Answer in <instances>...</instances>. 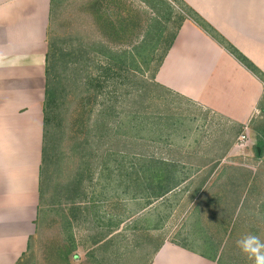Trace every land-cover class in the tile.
Instances as JSON below:
<instances>
[{
  "label": "rangeland",
  "instance_id": "374dc122",
  "mask_svg": "<svg viewBox=\"0 0 264 264\" xmlns=\"http://www.w3.org/2000/svg\"><path fill=\"white\" fill-rule=\"evenodd\" d=\"M146 1L153 2L154 7ZM146 1L57 0L55 3L49 28L52 62L45 113L50 120L45 135L42 191L45 193L47 189L51 147L55 160L51 170L56 178L69 182L81 175L91 187L97 179H110L102 167L117 162L121 181L129 177L135 184L137 197L171 184L169 180H154L159 183L157 186L153 182L152 188L147 186V176L152 170H167L168 164H178L179 179L192 176L183 186H178L179 193L185 196L183 216L179 219L178 214L176 219L178 225L184 230L190 226L192 203L199 195L205 214L203 220L193 224L198 234L193 240L205 238L202 230L207 228L217 236L223 235L225 229L231 230L230 251L227 248L221 252V264L225 263V256L233 264H253L241 252L237 241L246 234L264 241V111L248 126H238L156 85L152 76L186 11L177 0ZM136 52L144 59L127 56L137 55ZM124 53L126 65L122 66L117 59ZM109 64L114 66L110 68ZM242 133L247 138L240 146L238 137ZM257 147L259 154L255 152ZM166 148L186 149V154L168 155ZM209 150L215 155H203ZM246 151L250 152L248 156L243 155ZM197 153L202 154L196 156ZM228 164L245 168L227 170ZM212 166L215 170L209 175ZM229 171L235 175H228ZM224 181L234 184L235 191L239 183L249 184L240 189L244 192L246 188L245 200L249 202L231 222L215 219V209L219 206L216 201H223L227 208L235 206L234 200H230L231 204L225 195L231 190L211 188L214 183L224 185ZM208 189L213 192H205ZM43 207L37 233L20 264H94L93 260L100 264L128 261L139 264L147 259L142 242L155 239L142 233L134 237L125 233L118 245L113 244L104 252L95 248L86 255L83 251L90 246V239L86 245L88 237L77 234L71 248L61 220L43 221ZM185 237L188 239L177 238L198 246L189 242L191 236Z\"/></svg>",
  "mask_w": 264,
  "mask_h": 264
},
{
  "label": "crops",
  "instance_id": "0c3cea01",
  "mask_svg": "<svg viewBox=\"0 0 264 264\" xmlns=\"http://www.w3.org/2000/svg\"><path fill=\"white\" fill-rule=\"evenodd\" d=\"M177 1L183 8L189 7L197 13L264 74V0ZM56 2L0 0V264H20L25 258L30 241L37 233L43 206V221L61 220L71 248L75 246L77 234L88 237L86 245L90 239V246L83 251L86 255L95 248L104 252L111 245H118L120 236L125 233L130 237L142 233L146 237L155 236V239L142 242L147 259L139 264H221V252L229 246L231 230L225 229L223 235L217 236L207 228L202 230L205 238L193 240L198 236L193 224L197 225L205 214L200 206L202 197L196 195V202L192 203L193 213L190 212V226L186 230L176 221L178 214L179 219L183 216L185 200L178 186L192 177L186 175L180 181L178 164L167 163L168 168L176 172L178 182L137 197L135 184L129 177L121 181L115 161L102 167L110 179H97L91 187L81 175L69 182L56 178L51 170L55 162L51 147L47 160V189L45 193L42 191L48 125L46 68L51 50L49 28ZM163 55L153 78L160 88L226 123L248 126L262 114L263 81L187 15L176 28ZM255 110H261L260 115L255 116ZM174 150L166 148L172 156V152L176 155L186 152V149ZM211 153L215 155L212 150L203 155L209 157ZM199 154L202 153L196 156ZM226 167L227 170L245 168L231 164ZM212 170L214 166L209 175ZM230 174L235 175L233 171H229ZM152 182L155 186L159 184L147 180V186L152 188ZM245 183H239L236 191L234 184L225 181L224 185H212L211 188L231 190L225 195L228 201L234 200L235 205L227 208L223 201L215 200L219 205L215 209V219L231 222L237 217L239 210L249 202L245 200L249 184ZM244 186L242 192L240 189ZM207 191L212 193L213 189ZM180 236L184 239L191 236L189 242L198 246L180 242ZM95 262L102 263L93 260ZM224 264L233 263L225 256Z\"/></svg>",
  "mask_w": 264,
  "mask_h": 264
},
{
  "label": "trees",
  "instance_id": "16d2710c",
  "mask_svg": "<svg viewBox=\"0 0 264 264\" xmlns=\"http://www.w3.org/2000/svg\"><path fill=\"white\" fill-rule=\"evenodd\" d=\"M146 1V0H145ZM149 3L150 6L154 7L152 5L153 2H149V1H146ZM162 2V1H161ZM168 10L170 9V7H166ZM184 11V9H183ZM185 15L184 16H188V18H190L191 20H193L196 24H198L205 32H207L208 34H210L214 39H216V41L221 44L229 53H231L245 68H247L249 71H251L253 74H255L257 77H259L263 82H264V74L245 56L243 55L241 52H239L237 49H235L230 43H228L221 35H219L208 23H206L197 13H195L191 8L187 7L185 8ZM183 18L180 19V22L182 21ZM179 22V24H180ZM178 24V26H179ZM177 26V28H178ZM175 34V32H174ZM174 34H173V37L171 38L169 44L167 45L165 51L169 48L170 44H171V41L173 40L174 38ZM154 47V45H153ZM136 50V49H135ZM164 51V53H165ZM163 53V54H164ZM137 55H127L126 53H124V55H120L117 59V62L119 64H122L123 65H126L125 64V55H127L128 57H132L134 56L135 58L136 57H140L141 59H144V56L143 55H139L137 52H136ZM164 55L161 56L160 60H159V63H158V66L162 60ZM52 57V56H51ZM51 57L50 55L47 56V62L49 61V63L47 64V68H46V76H47V88H46V94H47V91H48V77H49V65L51 64ZM145 61V60H144ZM115 65H117V63L115 62ZM110 68H112L114 65H110ZM157 66V68H158ZM108 68V70L110 69ZM156 68V70H157ZM155 70V71H156ZM155 73V72H154ZM154 78V74L152 76ZM155 84L157 85V83L155 82ZM170 92V91H169ZM260 109L263 111L264 108H262L260 106ZM260 110V111H261ZM45 116L46 113H45ZM48 116L46 117V121H48ZM158 169L156 171L152 170V172L149 173V176H147V180H151V181H164V180H169V182H171L170 185H173L175 184L176 182H178L179 180L176 178V172L174 170H171V169ZM153 171H154V174H153Z\"/></svg>",
  "mask_w": 264,
  "mask_h": 264
},
{
  "label": "clouds",
  "instance_id": "9594fccd",
  "mask_svg": "<svg viewBox=\"0 0 264 264\" xmlns=\"http://www.w3.org/2000/svg\"><path fill=\"white\" fill-rule=\"evenodd\" d=\"M241 252L246 254L253 264H264V241L254 234H246L237 241Z\"/></svg>",
  "mask_w": 264,
  "mask_h": 264
},
{
  "label": "built area",
  "instance_id": "2783aa9c",
  "mask_svg": "<svg viewBox=\"0 0 264 264\" xmlns=\"http://www.w3.org/2000/svg\"><path fill=\"white\" fill-rule=\"evenodd\" d=\"M263 84H264V82H263ZM263 87H264V85H263ZM263 97H264V89H263ZM254 115H255V116L260 115V110H255ZM245 127H246V126H245ZM246 138H247V136H246L244 133H242V134L238 137V141H239V145H240V146H243V145L245 144L244 142H246Z\"/></svg>",
  "mask_w": 264,
  "mask_h": 264
},
{
  "label": "water",
  "instance_id": "95a60500",
  "mask_svg": "<svg viewBox=\"0 0 264 264\" xmlns=\"http://www.w3.org/2000/svg\"><path fill=\"white\" fill-rule=\"evenodd\" d=\"M257 152H259V147H257Z\"/></svg>",
  "mask_w": 264,
  "mask_h": 264
}]
</instances>
